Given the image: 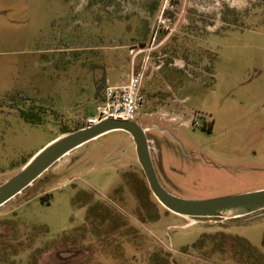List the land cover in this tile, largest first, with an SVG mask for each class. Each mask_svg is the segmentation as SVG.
Returning a JSON list of instances; mask_svg holds the SVG:
<instances>
[{
	"label": "rangeland",
	"instance_id": "374dc122",
	"mask_svg": "<svg viewBox=\"0 0 264 264\" xmlns=\"http://www.w3.org/2000/svg\"><path fill=\"white\" fill-rule=\"evenodd\" d=\"M133 61L146 67L137 120L169 132L149 138L175 195L264 189V0H0V186L95 115ZM32 104L41 124L21 116ZM122 182L114 205L125 227L93 230L78 187L112 198ZM0 221V264H264V210L223 221L168 212L124 131L57 163L0 208Z\"/></svg>",
	"mask_w": 264,
	"mask_h": 264
},
{
	"label": "water",
	"instance_id": "95a60500",
	"mask_svg": "<svg viewBox=\"0 0 264 264\" xmlns=\"http://www.w3.org/2000/svg\"><path fill=\"white\" fill-rule=\"evenodd\" d=\"M116 131H124L133 139L137 159L148 187L168 212L190 220L216 218L223 221L246 217L264 210V189L203 200L186 199L169 192L157 175L144 128L138 120L114 118L66 133L47 144L16 175L0 186V208L32 186L74 150Z\"/></svg>",
	"mask_w": 264,
	"mask_h": 264
},
{
	"label": "built area",
	"instance_id": "2783aa9c",
	"mask_svg": "<svg viewBox=\"0 0 264 264\" xmlns=\"http://www.w3.org/2000/svg\"><path fill=\"white\" fill-rule=\"evenodd\" d=\"M145 77V65L136 68L133 61L127 81L119 85H107L104 88L103 102L97 108L96 114L82 119L81 122L88 126L110 118L136 120L144 106Z\"/></svg>",
	"mask_w": 264,
	"mask_h": 264
},
{
	"label": "flooded vegetation",
	"instance_id": "af4514ba",
	"mask_svg": "<svg viewBox=\"0 0 264 264\" xmlns=\"http://www.w3.org/2000/svg\"><path fill=\"white\" fill-rule=\"evenodd\" d=\"M138 119V117L136 118V120ZM140 125L144 128V130L146 131V136L148 138L149 144H150V149H151V154H152V158H153V162H154V145L152 143V140L149 138V134L150 132H158L161 135H167L169 134V132L165 129H163L161 126H156L153 125L151 128L149 127H145L141 122H139ZM213 126L210 127V131H212ZM261 150V154L259 156V161H261V163H259L258 168L264 173V149H260ZM155 169H156V164L154 163ZM157 172V170H156ZM158 175V172H157ZM159 177V175H158ZM160 179V177H159ZM162 185L164 186V188H166V190H168L169 192L173 193L171 191V189H169V183H163L162 180H160ZM123 182H122V186L121 187H116L113 190V194H116L117 197H106L104 194L99 193L96 189L88 186V188L86 187H78V202L80 203V207L83 208L85 206L90 207L88 209L92 211V215H87V220H89L91 218L92 222V229L94 230L96 227L98 228L100 224H103L105 222H112L117 224V227L120 228H124V225H118L121 221H125L128 219V217L118 208L116 207L114 204V201H125L123 198ZM96 192L101 195L96 196ZM144 191H141V186L140 189L138 190V198L137 201H146L145 199V195L143 193ZM91 195V197L89 196ZM91 201H96L94 203H91ZM102 201H106L105 203H103ZM110 201V202H108ZM143 205V204H142ZM145 205V204H144ZM129 220V219H128ZM97 221H99L100 223H97ZM96 222V223H95ZM126 224V223H123ZM128 226V225H127ZM84 226L79 225L78 226V232L82 231V228Z\"/></svg>",
	"mask_w": 264,
	"mask_h": 264
},
{
	"label": "trees",
	"instance_id": "16d2710c",
	"mask_svg": "<svg viewBox=\"0 0 264 264\" xmlns=\"http://www.w3.org/2000/svg\"><path fill=\"white\" fill-rule=\"evenodd\" d=\"M22 98H23V100H28V98H26V97H22ZM38 110L43 111L44 109H42V107H39V106H37L35 104H32V105H30L29 111H24V110L21 111V116L28 123L41 124L40 123L41 122V118L37 114ZM84 127H86V125L83 122H81V123L78 124V128L76 130L84 128ZM73 131H75V130H68V131H65L64 133L66 134V133L73 132ZM0 222L2 223V221H0ZM1 238L2 237H0V245L4 246V250H3L4 253H2V251L0 250V263L1 262H5V260H7V256L9 255V251L5 247L6 241H2Z\"/></svg>",
	"mask_w": 264,
	"mask_h": 264
},
{
	"label": "crops",
	"instance_id": "0c3cea01",
	"mask_svg": "<svg viewBox=\"0 0 264 264\" xmlns=\"http://www.w3.org/2000/svg\"><path fill=\"white\" fill-rule=\"evenodd\" d=\"M96 111H97V109H96ZM93 116H94V115H93ZM90 143H91V142H90ZM80 148H81V147H80ZM78 149H79V148H78ZM76 150H77V149H76ZM76 150H74V151H76ZM74 151H73V152H74ZM73 152H71V153H70L69 155H67V156H71ZM67 156H66V157H67ZM66 157H64V158H66ZM64 158H63V159H64ZM63 159H61L59 162H61ZM59 162H58V163H59ZM53 167H55V166H53ZM53 167H52V168H53ZM52 168H51V169H52ZM51 169H50V170H51Z\"/></svg>",
	"mask_w": 264,
	"mask_h": 264
}]
</instances>
